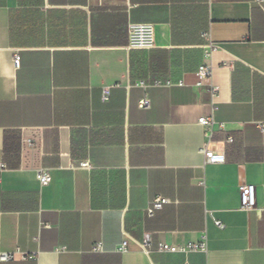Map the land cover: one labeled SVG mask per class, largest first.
Here are the masks:
<instances>
[{
  "label": "crops",
  "instance_id": "crops-1",
  "mask_svg": "<svg viewBox=\"0 0 264 264\" xmlns=\"http://www.w3.org/2000/svg\"><path fill=\"white\" fill-rule=\"evenodd\" d=\"M130 23L153 24V48L127 49ZM204 32L217 46L209 56ZM140 80L163 83L147 88V110ZM211 113L224 124L211 136L222 164L200 151L198 118ZM256 122L264 2L0 0V252L12 254L0 264H264ZM241 184L254 186L252 210L240 207ZM157 196L170 203L148 216ZM144 233L149 254L136 242ZM203 238L204 252L155 249Z\"/></svg>",
  "mask_w": 264,
  "mask_h": 264
},
{
  "label": "built area",
  "instance_id": "built-area-1",
  "mask_svg": "<svg viewBox=\"0 0 264 264\" xmlns=\"http://www.w3.org/2000/svg\"><path fill=\"white\" fill-rule=\"evenodd\" d=\"M210 2L213 0H209ZM257 3H262L264 0H254ZM203 39L206 41V56H209L210 52L214 50L217 46L211 41L210 33L204 32L202 34ZM155 38H154V26L150 23H130L127 27V49L128 50H148L154 47ZM13 64L17 66L19 64V55L17 53L13 56ZM211 74V68L208 64L203 63L198 68V75L202 79H208ZM137 86L142 88L143 96L138 101V107L142 110H147L151 106L150 99L147 95V88L151 86H161L163 83L160 80L154 82H149L147 80H140L136 83ZM215 88H211L212 94L214 93ZM108 97V92L103 91L102 99L105 100ZM198 123L203 126L204 134L206 136V141L200 147V151L204 156L205 163L208 164H222L225 162L224 152L220 149H217L213 142H211V136L216 125L219 129L224 128L223 123H216L213 114L211 113L208 116H202L198 118ZM256 125L260 129L261 133L264 134V122H256ZM27 142L31 144V139H27ZM226 142H232V137L229 136L226 138ZM79 167L88 168V161H81L78 164ZM5 164L0 162V174L5 169ZM36 178L39 181L41 186H46L51 181V174L48 169L40 168L36 172ZM240 192V207L244 210H252L255 207V196H254V186L251 184H241L239 186ZM170 203L168 198L157 196L154 198L146 207L145 212L148 216H153V214L160 210L165 204ZM215 224L222 228L223 224L216 220ZM139 248L149 254L152 252V245L150 236L148 233H144L139 240L136 241ZM127 245V240L124 239L121 243L119 250L125 249ZM61 249H65L62 247ZM158 252H171V253H182L188 254L191 252H204L206 250V242L203 239L196 242H187L186 244L173 245L166 242H158L155 248ZM93 251L100 250V244H95L92 248ZM12 259V254L8 252H0V261H8ZM184 264H189L185 262Z\"/></svg>",
  "mask_w": 264,
  "mask_h": 264
}]
</instances>
